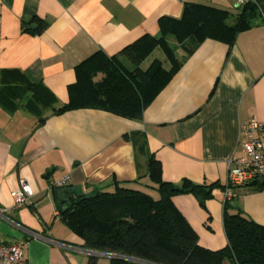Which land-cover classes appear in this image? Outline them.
I'll list each match as a JSON object with an SVG mask.
<instances>
[{
  "label": "crops",
  "instance_id": "crops-1",
  "mask_svg": "<svg viewBox=\"0 0 264 264\" xmlns=\"http://www.w3.org/2000/svg\"><path fill=\"white\" fill-rule=\"evenodd\" d=\"M185 2L227 9L232 17L237 13L233 0H0V72L18 70L24 76L1 83L0 207H12L15 188L26 179L33 196L9 216L55 241L43 242L0 220V242L23 244L20 264H87V254L73 248H81L82 239L55 216L53 191L67 186L75 196L92 194L112 190L114 180L144 188L147 155L124 138L132 132L144 134L145 148L160 162L164 181L215 183L203 206L191 193L174 196L173 203L201 247L226 245L222 217L227 163L244 155L240 125L264 121L260 15L231 45L204 39L185 56L140 120L94 108L54 113L68 101L77 66L96 55H118L144 35L159 37V20L180 19ZM154 53L143 60L147 64L142 69L159 59ZM27 83L39 86L35 95L30 89L18 92ZM52 168L50 178L43 179ZM63 179L64 185H52ZM259 182L264 184V173ZM229 206V212L238 209L264 225V187L240 188Z\"/></svg>",
  "mask_w": 264,
  "mask_h": 264
},
{
  "label": "trees",
  "instance_id": "trees-1",
  "mask_svg": "<svg viewBox=\"0 0 264 264\" xmlns=\"http://www.w3.org/2000/svg\"><path fill=\"white\" fill-rule=\"evenodd\" d=\"M259 6L264 7V0H245L235 8L237 13L232 17L227 9L185 2L180 19L159 20V37L144 35L120 52L130 69L117 60L120 54L96 55L77 66V80L68 88V101L54 109V113L94 108L129 119H142L144 109L185 58L173 60L165 42L169 34L190 40L192 48L186 55L206 38L231 45L236 35L249 28L252 19L260 15ZM156 46L168 54L170 68L164 69L161 61L154 59L148 68L142 69L143 60ZM7 77L24 79L18 70H2L0 88ZM21 87L19 93L30 89L35 95L39 86L27 83ZM124 138L140 153H146L148 183L144 188H151L157 197L133 188L129 182L116 180L112 182V190L76 195L70 208L59 212V219L82 239L84 249L107 254L110 264H264V225L245 217L238 209L229 212V201L223 203L222 217L226 245L217 250L201 247L196 232L174 205L173 197L191 193L203 206L215 183L197 184L184 179L178 185L164 181L160 162L145 148L144 134L132 132ZM249 186L260 190L264 184L256 178L244 187ZM87 264H100L99 256L87 254Z\"/></svg>",
  "mask_w": 264,
  "mask_h": 264
},
{
  "label": "built area",
  "instance_id": "built-area-1",
  "mask_svg": "<svg viewBox=\"0 0 264 264\" xmlns=\"http://www.w3.org/2000/svg\"><path fill=\"white\" fill-rule=\"evenodd\" d=\"M236 6H241L245 0H233ZM260 17L264 22V7L259 6ZM241 144L244 155L239 158H231L227 163V178L223 190L224 201H230L237 197L239 189L243 188L264 173V153L263 140L264 137V121L250 120L240 125ZM66 180L54 182L53 186H62ZM33 196V190L24 178L19 180L18 186L13 192L14 203L12 207H0V220L5 221L18 230L23 231L30 236L46 243H54L55 241L45 235L36 234L24 228L21 224L15 222L9 213L11 210L18 209L24 204L30 202ZM55 216L59 217V211H55ZM58 246L72 247L68 243L56 242ZM23 244L22 243H2L0 242V264H20L23 261ZM85 254H94L98 256L108 257L107 254L99 251H90L84 248H78ZM110 257V256H109Z\"/></svg>",
  "mask_w": 264,
  "mask_h": 264
},
{
  "label": "rangeland",
  "instance_id": "rangeland-1",
  "mask_svg": "<svg viewBox=\"0 0 264 264\" xmlns=\"http://www.w3.org/2000/svg\"><path fill=\"white\" fill-rule=\"evenodd\" d=\"M165 42L167 44V50L170 52L169 54H172V58L175 61H179L183 59L186 56V54L190 51V49L192 48L191 42L188 38L179 39L178 37L172 34H169L166 37ZM153 50L155 51L154 56L159 57V60L161 61L163 68L169 69L171 62L165 50L161 46H156ZM117 60L122 64V66L129 68V69L131 68V66L129 65L128 61L125 59L123 54L118 55ZM146 64H147V61H144L141 66L145 67ZM142 189L150 193L152 196L157 197L156 193L153 190H151V188L145 187ZM99 262L101 264H110L109 259L104 256H99Z\"/></svg>",
  "mask_w": 264,
  "mask_h": 264
},
{
  "label": "water",
  "instance_id": "water-1",
  "mask_svg": "<svg viewBox=\"0 0 264 264\" xmlns=\"http://www.w3.org/2000/svg\"><path fill=\"white\" fill-rule=\"evenodd\" d=\"M54 169L47 171L42 178L48 180ZM57 208L60 213H64L71 206L72 201L75 198V195L72 193L69 187H57L53 191Z\"/></svg>",
  "mask_w": 264,
  "mask_h": 264
}]
</instances>
